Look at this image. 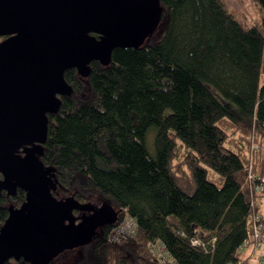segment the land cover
I'll return each instance as SVG.
<instances>
[{"label": "trees", "instance_id": "16d2710c", "mask_svg": "<svg viewBox=\"0 0 264 264\" xmlns=\"http://www.w3.org/2000/svg\"><path fill=\"white\" fill-rule=\"evenodd\" d=\"M254 1L262 14L249 25L222 0H161L163 20L145 45L93 61L86 81L66 71L74 91L49 115L42 157L57 170L53 195L98 196L119 219L73 259L46 264H249L254 214L264 226V197L252 205L249 179L264 174L262 153L250 152L264 138V0ZM25 198L0 192V228ZM124 217L136 232L113 243Z\"/></svg>", "mask_w": 264, "mask_h": 264}, {"label": "water", "instance_id": "95a60500", "mask_svg": "<svg viewBox=\"0 0 264 264\" xmlns=\"http://www.w3.org/2000/svg\"><path fill=\"white\" fill-rule=\"evenodd\" d=\"M163 14L161 0H0V36H8L0 42V192L26 193L19 207L8 206L0 264H46L118 221L108 202L53 195L57 170L42 161L49 115L74 91L66 71L86 81L93 61L106 64L116 48L145 45Z\"/></svg>", "mask_w": 264, "mask_h": 264}, {"label": "built area", "instance_id": "2783aa9c", "mask_svg": "<svg viewBox=\"0 0 264 264\" xmlns=\"http://www.w3.org/2000/svg\"><path fill=\"white\" fill-rule=\"evenodd\" d=\"M251 154L255 152H261L264 157V138H257L251 143ZM249 179L252 182L251 185V194L253 198L252 205L254 207L260 208L263 204L264 197V174L257 175L252 172L249 173ZM253 220V237H252V253L258 254L256 257L252 256L249 260V264H264V261L261 258H258L261 251L264 250V226L263 223L259 220V214H254L252 217ZM136 232V222L132 217H124L121 219L116 226H114L109 234V239L111 242L116 244H121L125 242L129 237H132ZM203 244L198 239L194 242L195 245ZM249 240H245L244 245H249ZM154 247L162 254L163 259L165 260L164 247L161 244H154ZM162 249V252L160 251ZM239 264H242L239 262Z\"/></svg>", "mask_w": 264, "mask_h": 264}, {"label": "rangeland", "instance_id": "374dc122", "mask_svg": "<svg viewBox=\"0 0 264 264\" xmlns=\"http://www.w3.org/2000/svg\"><path fill=\"white\" fill-rule=\"evenodd\" d=\"M225 4L226 8L232 12L236 19L242 23L245 24H253L256 23L259 19V17L262 14V9L259 4H257L254 0H222ZM264 81V72L261 75L260 82L262 83ZM88 91H84L83 95H87ZM153 133H149L148 135V147L151 153H153ZM214 174L212 171L209 173V178L213 179ZM90 202H92L95 205H100L101 200L98 196H92L90 198ZM263 205V204H262ZM162 252V249L160 250ZM79 251L78 249H72L69 251H66L64 253H60L58 255V259H60L63 262L69 261L76 257L78 255ZM264 253V250L262 251ZM256 254L255 256H257ZM258 258H261L264 261V254H260Z\"/></svg>", "mask_w": 264, "mask_h": 264}, {"label": "flooded vegetation", "instance_id": "af4514ba", "mask_svg": "<svg viewBox=\"0 0 264 264\" xmlns=\"http://www.w3.org/2000/svg\"><path fill=\"white\" fill-rule=\"evenodd\" d=\"M8 36H0V42L6 39ZM99 206V205H98ZM61 261V260H60Z\"/></svg>", "mask_w": 264, "mask_h": 264}, {"label": "crops", "instance_id": "0c3cea01", "mask_svg": "<svg viewBox=\"0 0 264 264\" xmlns=\"http://www.w3.org/2000/svg\"><path fill=\"white\" fill-rule=\"evenodd\" d=\"M250 249H251V247L247 248L246 250H247V251H251ZM261 253H262V251H261Z\"/></svg>", "mask_w": 264, "mask_h": 264}, {"label": "bare ground", "instance_id": "6f19581e", "mask_svg": "<svg viewBox=\"0 0 264 264\" xmlns=\"http://www.w3.org/2000/svg\"><path fill=\"white\" fill-rule=\"evenodd\" d=\"M123 219V218H122Z\"/></svg>", "mask_w": 264, "mask_h": 264}]
</instances>
